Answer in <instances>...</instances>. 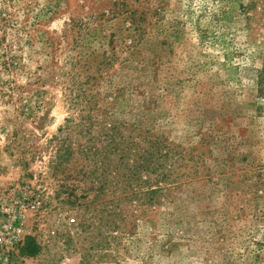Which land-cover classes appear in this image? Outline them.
Segmentation results:
<instances>
[{
	"label": "rangeland",
	"instance_id": "obj_1",
	"mask_svg": "<svg viewBox=\"0 0 264 264\" xmlns=\"http://www.w3.org/2000/svg\"><path fill=\"white\" fill-rule=\"evenodd\" d=\"M8 214L0 264H264V0H0Z\"/></svg>",
	"mask_w": 264,
	"mask_h": 264
},
{
	"label": "built area",
	"instance_id": "obj_2",
	"mask_svg": "<svg viewBox=\"0 0 264 264\" xmlns=\"http://www.w3.org/2000/svg\"><path fill=\"white\" fill-rule=\"evenodd\" d=\"M3 209V208H2ZM7 213V210H4ZM9 218L0 225V245L8 246L16 242L21 233V228L19 224L14 223L16 219L15 214H8Z\"/></svg>",
	"mask_w": 264,
	"mask_h": 264
},
{
	"label": "trees",
	"instance_id": "obj_3",
	"mask_svg": "<svg viewBox=\"0 0 264 264\" xmlns=\"http://www.w3.org/2000/svg\"><path fill=\"white\" fill-rule=\"evenodd\" d=\"M24 250L31 251L33 250V246H30V242L25 243V246L23 247Z\"/></svg>",
	"mask_w": 264,
	"mask_h": 264
}]
</instances>
